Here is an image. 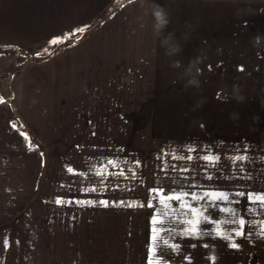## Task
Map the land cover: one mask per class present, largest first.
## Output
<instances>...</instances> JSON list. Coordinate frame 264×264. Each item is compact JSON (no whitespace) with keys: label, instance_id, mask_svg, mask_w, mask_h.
Returning <instances> with one entry per match:
<instances>
[{"label":"rangeland","instance_id":"374dc122","mask_svg":"<svg viewBox=\"0 0 264 264\" xmlns=\"http://www.w3.org/2000/svg\"><path fill=\"white\" fill-rule=\"evenodd\" d=\"M214 1L67 0L59 6L60 0H0V264H164L156 252L163 238L158 225L169 219L176 230L168 243L180 247L164 249L168 264H264V216L244 215L247 193L264 194V44L257 42L264 33L262 15L257 3L218 0L216 11ZM160 2L185 4V29L174 28L179 37L182 30L187 38L241 35L232 43L237 57L174 66L180 60L161 45L166 27L157 30L153 16ZM197 5L209 10L200 14ZM107 37L119 41L120 52L111 53L125 57L126 67L119 69L124 74L116 75L125 89L122 83L113 89L108 75L109 91L95 90L78 107V100L63 101L71 106L61 119L71 117L63 121L61 138L49 137L56 118L50 107L30 100L19 106L14 89L36 66ZM245 37L254 41L245 43ZM86 82V76H74L76 87ZM30 149L38 155L35 171L27 167L33 157L24 152ZM241 155L243 172L233 164ZM90 169L93 174L85 176ZM207 174L214 178L204 179ZM158 185L163 191L150 193ZM180 188L214 197L213 190L232 197L245 192L235 197L246 220L244 235L226 232L232 226L213 209L216 222H204ZM58 197L77 202L57 205ZM193 224L196 234L182 232Z\"/></svg>","mask_w":264,"mask_h":264},{"label":"crops","instance_id":"0c3cea01","mask_svg":"<svg viewBox=\"0 0 264 264\" xmlns=\"http://www.w3.org/2000/svg\"><path fill=\"white\" fill-rule=\"evenodd\" d=\"M67 0H60V5H67ZM72 2V0H69ZM218 0L214 1L215 9L220 10L218 8ZM222 2H228V4H234L240 1H246L248 3H257L258 11H261L262 15V27L264 29V0H221ZM161 8L167 14L168 23L165 25L166 33L164 34L163 40L161 39L160 42H163L161 45H166V49L169 50V54H171L170 58L179 59L180 63L179 66L181 67H188L195 64L192 60L196 59H209V58H218L223 60H230L232 58H236L237 56L233 54L231 49L234 48V52L237 50V46H234L232 43H237L239 39L243 37L241 35H214L211 34L210 36L206 35H196L191 36V38L185 37V30L180 33L182 36L179 37L177 33H174V28L180 29L182 26L185 29V4H178V3H169L166 2L162 4L160 2ZM61 7L60 10L64 9L65 7ZM202 5H197V7ZM224 11L230 10L231 7L222 6ZM214 9V8H213ZM207 9L206 7L202 6L199 7L200 14H204ZM235 10V9H233ZM63 13V12H62ZM61 15V12L59 13ZM178 17V18H177ZM184 18V19H181ZM33 30V33H37ZM176 32V31H175ZM119 39V38H118ZM102 41H96L94 44H91L88 50L82 51L80 50L75 51L74 53H69L68 56H64V54L60 56H55L49 62L42 63L36 66L34 69L29 70L27 74L21 79V82L18 83L16 86L17 89H14L13 96L14 99L19 106L25 107L23 102L32 101L35 104H39L42 101L44 106L50 107V111L56 117L52 121V125L49 129H53L54 136H49L53 138H61L62 135V128L63 124L69 121V117L67 116L68 120H62L61 115L63 113V108L70 107L65 106L67 99L70 100H78L76 103V107L79 105V101L85 98V101L88 99H93L94 91L95 90H107L111 87L117 90L122 83V88L125 89V81L122 82L116 77V75L120 76V72L123 75V70L120 71L119 69H124L126 67L125 61H121L124 59V56L115 57L111 53L112 50H116L120 52V45L119 41H115L110 37H107ZM120 41H122L120 39ZM245 43H252L254 40L251 37L246 38L243 40ZM117 43V46L113 45L112 43ZM257 42L264 44V33L260 35V38ZM96 43L99 45L103 44L102 46H97ZM106 44V45H105ZM162 49L164 46H160ZM100 48V49H99ZM177 48L179 50H177ZM99 49V50H97ZM93 54V58L89 54ZM115 53V52H114ZM124 53V52H123ZM226 53V54H225ZM83 54V55H82ZM225 54V55H224ZM85 55V56H84ZM244 58V57H242ZM121 61V62H120ZM118 62V66H115L114 63ZM199 64V63H198ZM201 65V64H199ZM117 68L118 72H117ZM81 75L86 76V84L83 83L81 88L76 87V83H74V76ZM108 75L112 76L113 80L110 87L109 84V77ZM108 77V79L104 81V78ZM98 80L99 82L102 80V86H97L94 84V80ZM76 80V79H75ZM89 80V82H88ZM119 82H118V81ZM116 82V83H115ZM90 86H87L88 84ZM85 85V87H84ZM39 102V103H38ZM64 105V107H63ZM75 107V108H76ZM75 110V109H74ZM39 109L36 105H33V112L39 114ZM71 113L72 111H67ZM67 114V113H66ZM63 121L65 123H63ZM51 122V121H50ZM49 123V122H47ZM36 150H29L24 152L27 155H31L33 157V161L31 164H27L28 170H37V163L38 158L36 156ZM26 165V163H25ZM30 165V166H29Z\"/></svg>","mask_w":264,"mask_h":264},{"label":"snow or ice","instance_id":"6c2138e0","mask_svg":"<svg viewBox=\"0 0 264 264\" xmlns=\"http://www.w3.org/2000/svg\"><path fill=\"white\" fill-rule=\"evenodd\" d=\"M57 41H52V43H56ZM241 71L243 70L242 68L240 69ZM218 98H219V93L217 94ZM188 159H192L191 156L188 157ZM205 160H212L213 157L212 156H205L204 157ZM246 160V156L241 155V156H237L234 160H233V164H239L240 166V171L243 172L244 168V162ZM108 164H112V160H108L107 161ZM213 167H215V165H212ZM181 171H187V169H182ZM67 172L70 174H76L74 172V169L72 167H68L67 168ZM124 170L121 169L120 170V175H123ZM93 174L91 169L89 170L88 173H85L84 175H90ZM95 175L97 176H103L102 172H96ZM112 175H116L115 172L112 173ZM132 177L135 178V173H132ZM214 177L210 174L205 175L204 179L211 181ZM248 179H251L250 176L247 177ZM181 180H188L187 176H183L180 177ZM107 180V177H103V179L101 180V183H105ZM189 187L191 189H194L196 187H198L196 184H190ZM202 187V186H201ZM84 190H87V188H85ZM163 191L162 186H157L154 189H150V193L154 192V191ZM92 191L95 192L96 188L92 187ZM129 191H131V189H129ZM177 189L173 188L172 192H176ZM179 191L181 193H183L184 196H188L191 195L192 198V203L189 204V207L192 208V211L195 212L197 209H201V215L203 216L204 222L206 223H215L216 221L213 220L211 218V213L209 212V209H213L218 211L221 215H220V219H222L223 221L226 222V225H231L232 227H227L225 228L226 232H235L236 236H242L244 235V226L246 224V220L244 218V215H247L248 213H256L257 215H261L264 216V194L262 195H256L252 192H248L247 193V199L249 201V207L245 210L244 215H241V210L237 207H235V205H238L240 203L239 199H236L235 197H245V192H241L238 191L235 193V197H232L231 193L225 192V191H221V190H213V192L216 193V196L214 197L212 195L211 192L205 191L203 192V194L198 195L195 192H185L183 188H180ZM232 197V198H230ZM151 200H155V197H152L150 195V201ZM177 200H179V197H177ZM216 200H219V202H216ZM256 201H261L260 204H256ZM77 201H72V200H66L63 197H58L55 200V203L57 205H62V204H71ZM78 203H83V202H78ZM100 203L104 204L105 206L108 205V201L106 200H101ZM193 204H195V207H193ZM149 206H153L151 203L149 204ZM176 207H179V204L176 205ZM159 208V204L157 203L156 205H154V211L156 209ZM205 213H207V215H205ZM188 213H186L187 215ZM172 220L169 219L164 223H161L160 225H158V227L163 230V238L157 243L156 246V252H157V258L162 260L164 262V264H168L167 260L164 257V249L166 247H170L171 250L173 252H175L176 250L179 249V244H171L169 245L168 243V238L170 236V234L172 232H175V227H172ZM188 223H192L191 220L188 221ZM262 224H264V221H261ZM182 232L185 233H191V234H196L197 233V228L196 226L193 224V226L191 228H182ZM225 239H229L231 240V236H225ZM4 246L7 247L8 246V241L5 240L4 242ZM230 247L232 248H238L239 245L235 242H231Z\"/></svg>","mask_w":264,"mask_h":264},{"label":"clouds","instance_id":"9594fccd","mask_svg":"<svg viewBox=\"0 0 264 264\" xmlns=\"http://www.w3.org/2000/svg\"><path fill=\"white\" fill-rule=\"evenodd\" d=\"M153 16L155 20L157 21L156 28L157 30L163 28L168 23L167 14L164 11L163 8H161L159 5L156 6L155 10L153 11ZM177 50H179L177 48ZM174 66H179L178 62L174 64Z\"/></svg>","mask_w":264,"mask_h":264}]
</instances>
